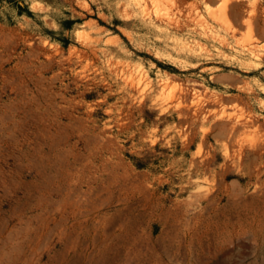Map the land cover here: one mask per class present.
<instances>
[{"label":"rangeland","instance_id":"rangeland-1","mask_svg":"<svg viewBox=\"0 0 264 264\" xmlns=\"http://www.w3.org/2000/svg\"><path fill=\"white\" fill-rule=\"evenodd\" d=\"M221 1L0 0V264H264V0Z\"/></svg>","mask_w":264,"mask_h":264},{"label":"bare ground","instance_id":"bare-ground-1","mask_svg":"<svg viewBox=\"0 0 264 264\" xmlns=\"http://www.w3.org/2000/svg\"><path fill=\"white\" fill-rule=\"evenodd\" d=\"M169 1H172V0H169ZM174 1V0H173ZM217 1V0H216ZM220 1V0H219ZM223 2H230V0H222ZM221 1V2H222ZM237 1V0H236ZM233 2H234V0H233ZM228 4V3H227ZM232 4V3H231ZM226 7V6H225ZM231 9V8H230ZM257 17H258V15H257ZM228 18H225V20H227ZM258 19V18H257ZM249 20H251V19H249ZM254 20V19H253ZM252 21V20H251ZM249 22V21H248ZM227 23V22H226ZM250 23V22H249ZM255 23V22H254ZM226 25V24H225ZM253 26V25H252ZM255 29H256V24H255V26H253ZM264 27V26H263ZM237 29V28H236ZM255 29L254 30H251L252 32L253 31H255ZM236 32V31H235ZM254 33V32H253ZM254 51H255V49H253ZM256 52V51H255ZM199 103V102H198Z\"/></svg>","mask_w":264,"mask_h":264}]
</instances>
